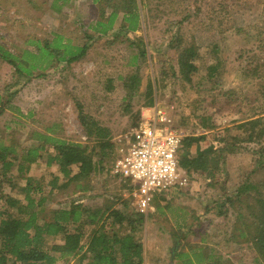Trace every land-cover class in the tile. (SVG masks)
Returning <instances> with one entry per match:
<instances>
[{"label":"rangeland","instance_id":"rangeland-1","mask_svg":"<svg viewBox=\"0 0 264 264\" xmlns=\"http://www.w3.org/2000/svg\"><path fill=\"white\" fill-rule=\"evenodd\" d=\"M53 1L0 0V45L19 54L25 49L34 50L35 41H50L54 34L74 45L84 44V33H90L87 25L93 22L98 7L90 0H64L57 1L56 6H61L56 10L51 7ZM137 6L139 29L125 35L130 40L142 39L146 55L136 62L132 57L139 48L135 43L128 45L125 36L117 41L109 36L95 43L90 41L82 60L68 67L61 63L47 66L34 72H42L43 77L29 81L0 61V88L6 89L0 99L8 98L0 115L2 145H16L17 150L29 147L35 144L33 132L43 133L51 127L52 135L80 143L87 147V154L91 150L95 153L98 148L94 139L87 137L79 125L81 112L109 129L113 153L118 155L126 147L133 127L146 114L145 109H149L145 117L158 109L184 138H199L180 149L179 154L185 151L192 157L197 147L219 149L223 138L231 144L230 137H243L239 125L257 118L264 121V0H137ZM109 12L110 8H106L105 14ZM121 14L114 30L122 23ZM176 44L181 49L192 46L196 51L197 72L188 82L177 71ZM131 75L137 76L138 83L136 80V90L130 91L128 98L123 82ZM148 85L153 102L145 107ZM237 146L240 150L224 154L223 162L219 161L213 180L201 172L182 171L178 156L180 183L154 194L152 210L142 215V228L133 231L143 243V264L178 263L174 258L180 253L194 259L192 253L198 249L211 250L213 260L219 258L223 264H263L250 244L232 238L241 234L236 221L238 204L234 205L237 190L263 178L261 172L255 171L259 146L241 143L236 150ZM99 158H92L96 166ZM118 158H106L102 169L80 181L79 184L86 181L89 187L82 193L74 191L73 183L67 188L58 187L59 181L50 191V180L58 176L57 169L46 168L38 160L26 177L41 183L45 200L40 216L48 218L51 210L66 209L71 204L91 210L110 206V210L137 212L132 189L136 184L122 180L118 168L112 171ZM10 172L14 178L10 180L12 189L2 190L20 197L23 203L21 187L25 179L15 178L14 168ZM71 172H78L76 166L71 167ZM250 201L251 197L246 198L244 205ZM95 228L83 227V248L54 264H89L92 255L85 252L86 236ZM53 242L48 240L43 249L49 250ZM82 254L85 257L80 259Z\"/></svg>","mask_w":264,"mask_h":264},{"label":"trees","instance_id":"trees-1","mask_svg":"<svg viewBox=\"0 0 264 264\" xmlns=\"http://www.w3.org/2000/svg\"><path fill=\"white\" fill-rule=\"evenodd\" d=\"M57 1L64 0H54L51 7L59 10L61 5L56 6ZM115 1L93 0L97 3L98 19L87 25L90 33H84V44L74 45L63 36L54 34L50 41H44L42 44L35 41L34 50L25 49L19 54H12L0 45V61L6 62L14 69L16 75L28 78L27 81H29L32 77H43L42 72H34L47 68V66L61 63L68 67L82 60L91 46L90 41L94 43L95 40L107 36L117 41L124 36V33L127 35V33L137 31L140 26L137 0H119L114 3ZM106 8H110V12L105 17ZM118 13H122V23L117 30H114L113 24ZM125 41L128 45L135 43V46L139 48L138 54L132 57L134 62L145 57L146 52L141 38H133V40L127 38ZM173 47L177 55V71L182 79L188 82L191 75L197 72L194 64L197 58L196 51L192 46L181 49L176 44ZM136 77L131 75L124 79L123 86L128 92V98H131L130 91L134 93L136 90V80L138 83ZM5 90V88H0V96ZM144 96V106H151L153 100L150 85ZM7 101L8 98L0 99V115ZM78 121L84 134L94 139L95 147L98 148L97 152L93 153L94 150H91L87 154V147L80 143L52 135L51 127H46L43 133L33 132L35 144L26 148L17 150L16 145L10 147L0 143V200H2L0 264H7L10 261L20 264H54L57 260L72 256L83 248L80 242L84 233L80 230L91 225L96 228L100 226L86 236L87 249L85 252L92 255L89 264H143V243L140 237L133 233V231H140L143 225V216L138 212H121L115 208L110 210V206L91 210L80 204H71L66 209L51 210L48 218L40 216L45 198L42 196L41 183L26 177L31 165L39 160L44 167L57 169L58 176L50 180V191L55 189L59 181L60 186L58 187L67 188L73 183L74 191L82 193L88 191L89 187L86 181H84L85 184H79L80 181L87 179L96 170L102 169L101 164L106 158H112L114 161L117 159L118 155L113 153L114 146L108 128L100 126L89 116L82 115L81 112H79ZM238 128L243 137H230L233 140L231 144L227 141L228 138H223L221 141L223 146L219 149L209 146L200 150L197 147L192 157L187 152H182L178 155L179 167L187 173L201 172L213 180L220 167L218 166L219 161L223 162L224 154L240 150V146H237L236 150V145L253 143L259 146L255 152L257 156L255 171L261 172L263 178L255 183L247 182L244 187L237 190L234 205L236 207V203L238 204L236 221L239 224L237 229L241 230V234L232 236V238L238 237L243 240V243L250 244L264 264V121L263 118H257L239 125ZM198 141L199 138L195 137L184 138L181 147L182 145L189 147L193 142ZM212 154H217L216 158L211 157ZM94 155L100 157L97 161L98 166L92 162ZM117 165L113 164L112 171L114 167H118ZM72 166H76L78 171L76 174L71 172ZM12 168L17 173L15 178L25 179V185L21 187L23 203H20V197L9 196L2 190L5 187H10V191L12 189L10 183L14 179L10 172ZM248 192L253 194H248ZM249 197H251L250 203L244 205V201ZM229 202L231 204V200ZM113 225L117 227L114 228ZM70 228L75 229L74 232H70ZM121 230L123 232L119 234ZM48 240L54 242L49 250L43 249L42 245ZM198 251L192 253L194 259L188 258L187 254H177L174 259L178 263L174 264H223L218 261L219 258L213 260L211 250L203 252L198 249ZM84 257L82 254L80 259Z\"/></svg>","mask_w":264,"mask_h":264},{"label":"built area","instance_id":"built-area-1","mask_svg":"<svg viewBox=\"0 0 264 264\" xmlns=\"http://www.w3.org/2000/svg\"><path fill=\"white\" fill-rule=\"evenodd\" d=\"M183 139V134L158 109L151 117H142L130 133L117 168L122 179L136 184L132 189L139 214L152 210L154 194L180 183L178 155Z\"/></svg>","mask_w":264,"mask_h":264},{"label":"crops","instance_id":"crops-1","mask_svg":"<svg viewBox=\"0 0 264 264\" xmlns=\"http://www.w3.org/2000/svg\"><path fill=\"white\" fill-rule=\"evenodd\" d=\"M65 1H68V0H65ZM69 1H72V0H69ZM90 2H91L92 5H96V6H97V3H96V2L94 3L93 0H90ZM108 14H109V13L105 14V17H106ZM121 17H122V14H121ZM97 19H98V13H96V16H95V18L93 19V22L96 21ZM118 19H119V17L116 18V20H118ZM93 22H90L89 24H92ZM115 22H116V21H115ZM115 22H114V23H115ZM113 26H114V24H113ZM135 32H136V31H135ZM132 33H134V32H132ZM132 33H127V34H132ZM122 34H123V33H122ZM123 35L125 36L126 33H124ZM125 38H126V36H125ZM96 41H97V40H96ZM96 41H95V42H96ZM95 42H94V43H95ZM88 50H89V49H88ZM87 52H88V51H87ZM86 54H87V53H86ZM145 110H146L147 112L149 111V109H145ZM147 112H146V114H147ZM146 114H142V117H144V115H146ZM135 126H136V125H135ZM135 126H134L133 128H135ZM125 148H126V147H125ZM125 148H123L121 152H124ZM118 156L120 157V154H118ZM31 166H32V165H31ZM33 181H34V180H33Z\"/></svg>","mask_w":264,"mask_h":264}]
</instances>
